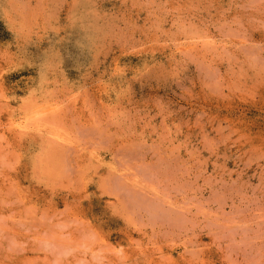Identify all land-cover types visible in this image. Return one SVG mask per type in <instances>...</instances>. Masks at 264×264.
I'll list each match as a JSON object with an SVG mask.
<instances>
[{
  "label": "rangeland",
  "instance_id": "obj_1",
  "mask_svg": "<svg viewBox=\"0 0 264 264\" xmlns=\"http://www.w3.org/2000/svg\"><path fill=\"white\" fill-rule=\"evenodd\" d=\"M0 264H264V0H0Z\"/></svg>",
  "mask_w": 264,
  "mask_h": 264
},
{
  "label": "bare ground",
  "instance_id": "obj_2",
  "mask_svg": "<svg viewBox=\"0 0 264 264\" xmlns=\"http://www.w3.org/2000/svg\"><path fill=\"white\" fill-rule=\"evenodd\" d=\"M47 109H48V108H47ZM29 117H30V116H29ZM29 117H28V118H29ZM31 122H32V121H31ZM25 124H26V123H25ZM27 125H28V124H27ZM25 126H26V125H25Z\"/></svg>",
  "mask_w": 264,
  "mask_h": 264
}]
</instances>
